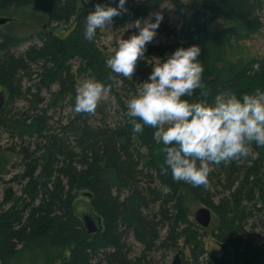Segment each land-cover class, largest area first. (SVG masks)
Here are the masks:
<instances>
[{
    "label": "trees",
    "instance_id": "obj_1",
    "mask_svg": "<svg viewBox=\"0 0 264 264\" xmlns=\"http://www.w3.org/2000/svg\"><path fill=\"white\" fill-rule=\"evenodd\" d=\"M191 1L189 17L178 0H146L113 18L124 27L151 18L165 2L181 10L178 30L167 21L157 30L174 42L149 43L128 79L105 66L114 52L101 47L98 30L94 41L84 39L93 6L115 0H0V12L34 8L49 24L71 28L66 38L0 29V264H51L56 254L60 264H157L158 253L165 260L182 249L193 264L203 258L206 264H264V147L252 142L246 158L210 165L209 187H193L173 181L155 129L135 134L126 116L153 58L166 59L179 47L201 48L203 86L184 97L189 102L264 92V60L224 75L210 54V23L222 16L237 29L257 32L264 28V0ZM81 77L111 89L112 99L101 100L92 114L73 110ZM84 193L97 220L94 233L75 212ZM199 205L212 214L211 232L193 219ZM258 222L261 241L250 232ZM208 235L222 247L221 256L206 250Z\"/></svg>",
    "mask_w": 264,
    "mask_h": 264
},
{
    "label": "clouds",
    "instance_id": "obj_2",
    "mask_svg": "<svg viewBox=\"0 0 264 264\" xmlns=\"http://www.w3.org/2000/svg\"><path fill=\"white\" fill-rule=\"evenodd\" d=\"M128 0H115L116 6L97 3L86 16L84 39L94 41L97 30L106 29L113 18L127 12ZM154 20V22H153ZM164 17L135 21L137 34L118 38L114 53L105 60L112 73L132 79L138 60L145 58L147 45L157 36ZM201 48L179 47L166 59L153 58L152 70L137 95L127 101L126 116L135 134L145 126L155 129L153 140L164 147V164L173 181L193 187H209L210 165H220L249 155V145L264 147V92L236 95L217 94L206 100L189 102L203 86L204 67L198 59ZM109 86L85 80L78 87L74 111L92 114Z\"/></svg>",
    "mask_w": 264,
    "mask_h": 264
},
{
    "label": "rangeland",
    "instance_id": "obj_3",
    "mask_svg": "<svg viewBox=\"0 0 264 264\" xmlns=\"http://www.w3.org/2000/svg\"><path fill=\"white\" fill-rule=\"evenodd\" d=\"M146 0H128L125 7L127 10H132L141 5L142 2ZM180 7L186 12L187 16L191 15L193 4L191 0H178ZM106 6H116V3H106ZM93 6V5H92ZM94 8V6H93ZM161 13L164 17L163 22L167 21L169 25L178 30L181 23V10L177 8L171 2L163 3L159 9H157L151 16L155 13ZM264 16V15H263ZM0 18H7L8 22L2 26L0 29L2 31H15L18 36H29L36 35L41 31L49 32L52 31L53 34L59 36L60 38H66L71 28L55 27V25L49 24L46 16L38 12L34 8H22V9H11L8 11L0 12ZM264 24V17H263ZM135 22H128L124 27L117 26L113 23L107 26L106 29L99 30L101 34L100 44L109 53L114 52L116 48V41L118 38L128 39L131 35L137 34V29L135 28ZM210 30L212 32V38L210 42V54L212 61L215 66L223 69L224 75L229 74L233 69L243 65L251 59L264 60V28L257 32H246L241 29H237L222 16L216 17V19L210 23ZM174 37H167L164 34H158L151 42L152 44H170L174 42ZM29 43L23 45L19 51H23ZM89 80L88 78L81 77L80 85L83 81ZM112 97L106 95L102 100H111ZM5 143V141L3 142ZM12 177L7 176L6 181ZM14 189L18 188L13 185ZM5 186L0 183V202L4 196ZM203 207L202 205L197 206L193 211V219H195L194 214L197 209ZM76 215L83 219L85 216H91L97 226V220L91 209L90 198L87 194H81L75 203ZM256 229H252L250 225V232L254 235L257 241H261L262 238L259 237L258 233L261 231V222H258ZM208 231L211 232V226L208 227ZM208 232V233H209ZM205 248L208 253L213 255L221 256L222 247L215 242V240L210 236H206L204 239ZM133 251L135 254H139L141 249L136 243H133ZM183 259L185 264H193V260L190 256L188 250H183ZM59 253V252H54ZM176 253L168 255L164 260L162 254L158 253L156 256L157 264H170ZM61 255V253H60ZM206 258L201 259V264H206ZM61 260L57 258L51 264H60Z\"/></svg>",
    "mask_w": 264,
    "mask_h": 264
},
{
    "label": "water",
    "instance_id": "obj_4",
    "mask_svg": "<svg viewBox=\"0 0 264 264\" xmlns=\"http://www.w3.org/2000/svg\"><path fill=\"white\" fill-rule=\"evenodd\" d=\"M7 22H8L7 18H0V26L6 24ZM3 101H4V94L0 93V107L3 104ZM194 217H195V221L202 228H208L212 221V214L210 210L205 207L199 208L195 212ZM83 223L89 233H94L98 230V227L95 225V222L91 216H85L83 218ZM182 256H183L182 251L177 252L170 264H183Z\"/></svg>",
    "mask_w": 264,
    "mask_h": 264
},
{
    "label": "flooded vegetation",
    "instance_id": "obj_5",
    "mask_svg": "<svg viewBox=\"0 0 264 264\" xmlns=\"http://www.w3.org/2000/svg\"><path fill=\"white\" fill-rule=\"evenodd\" d=\"M1 93V92H0Z\"/></svg>",
    "mask_w": 264,
    "mask_h": 264
}]
</instances>
